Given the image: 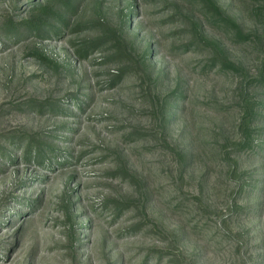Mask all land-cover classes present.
<instances>
[{
    "label": "rangeland",
    "instance_id": "obj_1",
    "mask_svg": "<svg viewBox=\"0 0 264 264\" xmlns=\"http://www.w3.org/2000/svg\"><path fill=\"white\" fill-rule=\"evenodd\" d=\"M0 264H264V0H0Z\"/></svg>",
    "mask_w": 264,
    "mask_h": 264
}]
</instances>
